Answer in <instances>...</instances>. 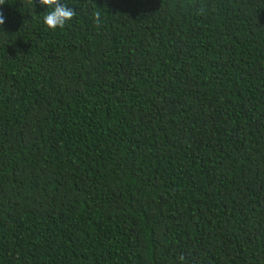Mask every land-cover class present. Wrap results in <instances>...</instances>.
<instances>
[{"label":"trees","instance_id":"1","mask_svg":"<svg viewBox=\"0 0 264 264\" xmlns=\"http://www.w3.org/2000/svg\"><path fill=\"white\" fill-rule=\"evenodd\" d=\"M62 2L0 6V264H264V0Z\"/></svg>","mask_w":264,"mask_h":264},{"label":"clouds","instance_id":"2","mask_svg":"<svg viewBox=\"0 0 264 264\" xmlns=\"http://www.w3.org/2000/svg\"><path fill=\"white\" fill-rule=\"evenodd\" d=\"M6 0H0V6L5 5ZM30 7H35L36 0H26ZM41 6H47L48 10L44 16V24L55 31L57 28L63 29L69 22H71L77 15L76 11L68 4L63 3L62 0H39ZM96 27L102 24L101 12L94 11L92 13ZM5 23L3 11H0V25ZM180 261H184V256L179 257Z\"/></svg>","mask_w":264,"mask_h":264}]
</instances>
